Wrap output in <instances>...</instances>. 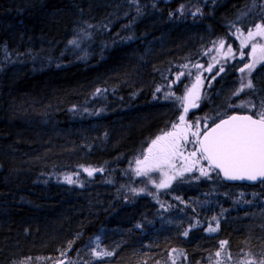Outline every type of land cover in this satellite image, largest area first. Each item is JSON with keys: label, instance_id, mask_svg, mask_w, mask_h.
<instances>
[{"label": "trees", "instance_id": "1", "mask_svg": "<svg viewBox=\"0 0 264 264\" xmlns=\"http://www.w3.org/2000/svg\"><path fill=\"white\" fill-rule=\"evenodd\" d=\"M115 1L123 0H0V264H95L94 247L115 253L101 264H215L221 241H227L225 256L264 253V212L257 204L238 215L230 210L238 219L233 225L216 217L217 232L208 231L214 222L201 211L190 210L185 224L178 211L165 218L172 221L167 225L155 199L128 200L134 183L125 173L182 113L166 87L176 80L174 71L187 65V72H197L194 65L213 42L233 43L236 29L245 33L264 20L254 16L260 0L252 1L253 22H241L245 29L226 19L241 0H148L142 7L155 16L147 20L137 19L136 10L115 12ZM234 68L206 88L209 100L195 117L208 128L255 111L232 107L238 97L232 109L209 103L223 80L238 82ZM196 78L187 74L183 82ZM252 81L247 103L258 108L264 75ZM86 168L103 171L88 177ZM215 178L227 193L242 189L264 200V183L228 186ZM184 197L207 200L196 190ZM159 229L163 234L153 233Z\"/></svg>", "mask_w": 264, "mask_h": 264}, {"label": "snow or ice", "instance_id": "2", "mask_svg": "<svg viewBox=\"0 0 264 264\" xmlns=\"http://www.w3.org/2000/svg\"><path fill=\"white\" fill-rule=\"evenodd\" d=\"M240 37H244L240 41V48H248L250 45L251 62H246L243 67L239 68L240 73L246 75L241 79L240 89L234 93L239 95L245 89L255 90V85L251 79V74L255 71L258 64H264V24H256L253 29H248L247 34L240 29H236ZM236 33H233L235 35ZM239 38V37H238ZM77 45V41L70 42ZM219 50L225 49V41L218 42ZM259 54V55H257ZM240 59H244L245 53L241 50L238 53ZM237 53L229 46L226 51H223V58H236ZM215 59V58H213ZM219 63V61H216ZM186 68L187 65H184ZM195 67H203V65H195ZM205 71L211 72L212 66H209ZM224 68L220 67L218 72H223ZM184 73H180L183 76ZM214 78V77H213ZM179 81V76L177 77ZM210 86V85H209ZM99 92V90H97ZM159 91V89H157ZM174 95V94H173ZM181 101L183 114L178 117V122L171 125L170 131H165L161 135L151 140L150 146L147 148V154L142 158H137L135 163V173L137 176H149L151 172L162 173L163 178L157 188H168L171 181L177 176H183L184 172L193 170L198 160L208 162V165L213 170H219L228 180H247L264 182V101H261L259 108L255 103H243L237 107L250 108L255 110L248 115H232L227 119H221L215 123L213 127L208 128L205 124L206 131L201 135L199 129V121H196L195 129L191 122L186 121V114L190 108L199 107L200 100V77L197 76L196 83L190 89L186 90L184 96L177 97ZM191 136V140L189 137ZM191 143L194 149L184 155L185 147ZM199 153V157L197 154ZM177 158H183L186 162L185 166L177 170L174 161ZM168 169L169 171H164ZM89 176H92L96 171L102 172L103 169H84ZM201 176H209V172L204 167L199 169ZM171 172V175L169 174ZM149 179H151L149 177ZM67 183L72 184L75 181L66 176ZM142 191V190H141ZM215 219V218H214ZM217 227H209V232H215ZM184 236L188 232L183 233ZM227 241L220 242L221 251L224 250ZM71 244H69V250ZM221 251L215 253L216 257L221 256ZM92 255L103 260L105 257H111L115 253L113 251L101 250L97 251L94 247L91 250ZM66 256V253H62ZM228 259L231 255L226 253ZM58 264H65L64 261H59ZM173 264L175 262L173 261ZM220 264V261H217ZM244 264H257L255 260H246ZM259 264H264V256L259 261Z\"/></svg>", "mask_w": 264, "mask_h": 264}, {"label": "rangeland", "instance_id": "3", "mask_svg": "<svg viewBox=\"0 0 264 264\" xmlns=\"http://www.w3.org/2000/svg\"><path fill=\"white\" fill-rule=\"evenodd\" d=\"M219 1H221V3L223 4L225 1H231V0H219ZM252 1L253 0H241L240 1V4H242L241 7L236 9L232 13V16L230 17V19L226 18L227 21L233 20L235 21V23L236 22L241 23L245 21L246 16L250 17L252 15L253 8H254L253 6H255V8H258L259 6L258 8L259 11L256 10L254 13V16L260 13L262 14L264 18V1L260 0L259 4L255 3V5L252 4L253 3ZM259 24H264V20L260 21ZM246 34L247 32H245V35ZM230 38L234 40L233 43L227 42L226 38H224V39H219L217 40V42L216 41L213 42V45H210L207 52H205L204 56H202L201 62H199V65H203V67H194V69H196L197 72H193V71L187 72L186 68L180 67L177 69V71H174L175 76L176 77L179 76V81H177V78L176 80L172 79L173 81H171L170 84H168V86L166 85V87L169 88V90L171 91V97L177 101L181 109V112H182L181 114H183L181 101L178 100L177 97L184 96L186 93V90L190 89L192 85L196 83V80L191 81V79L188 83L186 81L183 82L184 80L183 78L187 76V74H194L200 77V100L198 101L199 107L189 109V112L186 114V121L191 122L194 125L193 130H196L195 124H196V121L198 120L199 129L201 131V134L203 133V129H204L203 125L207 123H204V118L195 117L197 115L196 112H198V110L204 105L203 103L205 99L207 100L208 97L210 96L206 88L209 87L210 89L211 87H213L214 81L217 78V76L222 75L226 71L227 67H231V68L235 67L234 69L236 70L235 71L236 74L238 71L239 78L236 80L238 82H233V85H230L231 87H230V91L228 92L229 96L227 95L228 97L222 93H219V94H216L218 99H215L214 102L211 101L210 99L209 103H211V105L218 103L216 105H219L220 107H222L223 105H226V106L228 105L227 108L232 109V107L243 104V102L247 103L249 98L252 97L254 93L252 90L245 89L243 92H240L239 95H234V93L237 92L241 87L242 77L246 75V73L244 74L240 73L239 68L243 67L246 62L250 63L251 57L249 55L250 45L248 48H243V49L240 48V41L244 37H240L239 34H235V35L231 34ZM221 40L225 41L224 50H219V47H218V42ZM78 46H80V43L78 44ZM229 46H231L232 50L237 53V56L234 59L229 58L225 60L223 58V51H226ZM241 50L245 53L244 59L239 58L238 53ZM207 56H208V60H210L209 63H206L205 61V58ZM216 61H219V63H217ZM237 63L242 64V65L238 67ZM209 66H212V71L211 72L205 71V69H207ZM220 67L224 68L223 72H218V69ZM180 73H184V75L180 76ZM258 73H259V76H256ZM263 75H264V64H258L255 71H253L251 74V79L252 77H255V76L257 78H260V77H263ZM207 78H209L208 83H206ZM176 87H178V89H176L177 91L179 90L178 93H175ZM237 97L240 99H238V101H236L231 107L230 103H233L234 100L237 99ZM207 120L205 122H207ZM170 130H171V127L168 129V131ZM189 139L191 140V136L189 137ZM194 147H195L194 145L189 143L184 149V155L187 156L188 153L194 149ZM147 148H145V150L139 156L134 158L133 161L129 163V169L125 172L127 175V178H126L127 183H134L132 188H130L131 192L128 194V196H135V197H130L128 198V200H135L136 198H138L136 196H141V195L155 199L159 203L158 208L161 210L163 209L161 213L158 214V218H161V220H164V222L168 223L167 225H169V223H171L172 221L167 220L165 218L175 217L178 211H180L178 220L180 221L181 224H185V220L188 219V218H185V215L191 210L192 213H196V212L199 213L200 211L204 212L203 216H205V213H206L207 215L210 216V221H213V222L216 221L214 220V218L216 217L225 218L226 221L228 220V224L230 223V225H233V223H237L238 221V219L233 220V218H230L231 217L230 210H236L237 215H238L241 212H244L243 208L251 207L250 204H257L256 206L260 207L261 213L264 212V205H263L264 200L263 199L259 200L258 196L255 193L245 192L242 189L237 190V191L231 190L230 191L231 194L227 193L226 191H223L221 188V185H219L218 183H214L217 179L215 178L216 176H214L213 170L209 167L208 163L202 159L198 160V163L195 165L192 171L184 172L183 176H177L176 179L172 180L170 187L157 188L156 184H158L160 180L163 178L162 173L151 172L149 173V176H137L135 173V168L137 167L135 161L137 158H142L143 155L147 154ZM197 157H199V153L197 154ZM174 163L176 164L177 170L182 169L186 164L183 158H177L174 161ZM201 167H204L205 169L208 170L209 176L206 177V176L200 175L199 169ZM164 171H169V170L165 169ZM84 173L88 177L93 176V175L89 176L86 171H84ZM169 174L171 175V172H169ZM149 177L151 179H149ZM204 183H206L207 188L205 189L203 188L204 191L202 193L199 190V188H201V186ZM213 188H215L216 191L218 192L217 193L213 192L212 191ZM190 190L192 191L196 190L197 192H200V194H203L204 196H206L207 200H203L200 202L193 201V200H190V201L186 200V198L184 197V193L189 192ZM231 204H236V206H231ZM228 207H230L229 210H228ZM211 217H214V218H211ZM262 222H264V220ZM158 223L159 225H163V222L161 221H158ZM212 224L215 226V228L217 227V222L216 223L214 222ZM135 227H138V224H135ZM169 229L170 228H168L167 231H171ZM164 230L159 229L157 231H153V233L163 234ZM218 248H220V243H219ZM243 248H245V246ZM253 248H256V245L253 246ZM247 253L248 252L242 251V254L240 255V257L239 255L235 256V255L230 254L231 259H228L227 256H225V252L223 250L221 251V256L217 257L214 263L217 264V261H220V264H244L246 260H255L257 264H259L260 259L262 258V256H264V253H260V252H255L254 254L252 253V255L251 253H248V254ZM221 257L225 258V260H221ZM175 259L177 258L175 257ZM101 261L102 260H98L95 258L92 261V263L101 264ZM171 264L173 263L171 262ZM186 264H189V263L186 262Z\"/></svg>", "mask_w": 264, "mask_h": 264}, {"label": "bare ground", "instance_id": "4", "mask_svg": "<svg viewBox=\"0 0 264 264\" xmlns=\"http://www.w3.org/2000/svg\"><path fill=\"white\" fill-rule=\"evenodd\" d=\"M147 2H148V0H123L122 2L115 1L113 3V6L112 7L114 8L115 12H119V14L121 12L124 15H127V13H130V12L131 13L132 12L135 13V10H136V18L137 19H143V20L146 19L147 20V19H150V17H152L154 15L153 12L149 10V8H143L142 7V4L147 7ZM156 18L157 19H160L158 15L156 17H154V19H156ZM178 20L179 21H182L180 18H178ZM252 22H253L252 17H249V18L246 19V25H249ZM235 24H237L238 26H241L242 27V24L239 23V22H236ZM237 25H234V26L236 28H239ZM242 28H244V27H242ZM115 29L118 30V31H120L117 28H115ZM256 76H259V73ZM224 81H226V80H223L219 84V86L215 89V93L216 94H219V93L224 94V93H227L230 90V87H231L230 84L229 83H224ZM258 97L260 99L264 100V94H259ZM242 221L243 222H249L248 221V218H246V217L243 218Z\"/></svg>", "mask_w": 264, "mask_h": 264}, {"label": "water", "instance_id": "5", "mask_svg": "<svg viewBox=\"0 0 264 264\" xmlns=\"http://www.w3.org/2000/svg\"><path fill=\"white\" fill-rule=\"evenodd\" d=\"M233 115H248V114H233ZM232 116V115H231ZM228 118V117H227ZM227 118H225V119H227ZM218 123V122H217ZM214 126V125H213ZM212 126V127H213ZM211 128V127H210ZM209 128V129H210ZM203 135V134H202ZM217 172H219V170H216ZM220 174V177H221V179L223 180V182H225V183H227V184H246V185H249V186H254V185H257V184H259V183H261V181H247V180H228V179H226L224 176H223V173L222 172H220L219 173ZM65 262V264H66V261H64ZM56 264H58V263H56Z\"/></svg>", "mask_w": 264, "mask_h": 264}]
</instances>
